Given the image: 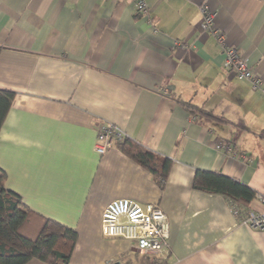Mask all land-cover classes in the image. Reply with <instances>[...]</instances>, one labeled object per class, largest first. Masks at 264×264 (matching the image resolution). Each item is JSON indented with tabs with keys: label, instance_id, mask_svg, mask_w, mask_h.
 <instances>
[{
	"label": "crops",
	"instance_id": "0c3cea01",
	"mask_svg": "<svg viewBox=\"0 0 264 264\" xmlns=\"http://www.w3.org/2000/svg\"><path fill=\"white\" fill-rule=\"evenodd\" d=\"M146 2L148 14L133 0H0V89L14 92L0 128L6 186L76 229L70 264L145 254L102 234V212L120 197L167 214L169 264H264V230L240 222L225 195L193 187L202 170L264 193V96L200 27L206 5L264 78V0ZM101 122L171 159L163 186L117 143L98 154ZM248 205L264 210L257 198Z\"/></svg>",
	"mask_w": 264,
	"mask_h": 264
},
{
	"label": "trees",
	"instance_id": "16d2710c",
	"mask_svg": "<svg viewBox=\"0 0 264 264\" xmlns=\"http://www.w3.org/2000/svg\"><path fill=\"white\" fill-rule=\"evenodd\" d=\"M13 98V91L0 89V128ZM115 143L164 185L171 159L159 156L128 135ZM193 187L223 194L233 204L248 205L257 196L248 184L211 171H196ZM77 239L76 229L29 209L18 193L6 186V172L0 167V264H26L32 259L70 264ZM124 264H169V260L167 256L143 254L138 263Z\"/></svg>",
	"mask_w": 264,
	"mask_h": 264
},
{
	"label": "built area",
	"instance_id": "2783aa9c",
	"mask_svg": "<svg viewBox=\"0 0 264 264\" xmlns=\"http://www.w3.org/2000/svg\"><path fill=\"white\" fill-rule=\"evenodd\" d=\"M138 13L148 14L146 0H133ZM201 30L213 34L225 51L224 66L237 77L250 80L254 89L264 96V78L258 75L248 63L247 57L236 46L229 45L225 34L215 25V12L204 5ZM126 134L116 125L100 123L96 126L94 148L100 156L107 153ZM216 148L225 153H233L229 143L218 142ZM237 156V153H234ZM241 156H243L241 154ZM256 198L264 206V193ZM234 214L240 222L257 230H264V210L256 211L249 205L233 204ZM169 219L163 210L154 203H142L131 198L120 197L111 200L102 212V234L109 238H123L134 242L142 252L150 255L167 256L169 243Z\"/></svg>",
	"mask_w": 264,
	"mask_h": 264
}]
</instances>
